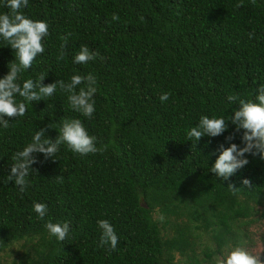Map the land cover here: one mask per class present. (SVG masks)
Returning a JSON list of instances; mask_svg holds the SVG:
<instances>
[{
  "label": "trees",
  "instance_id": "1",
  "mask_svg": "<svg viewBox=\"0 0 264 264\" xmlns=\"http://www.w3.org/2000/svg\"><path fill=\"white\" fill-rule=\"evenodd\" d=\"M6 4L0 0V14L10 12ZM21 11L45 21L49 35L18 82L91 73L98 91L91 119L58 88L0 127V264H215L236 246L264 242L248 231L264 222V160L245 154L249 163L222 180L209 168L219 145L243 147L242 131L228 121L217 137H186L201 115L227 120L237 106L229 94L254 100L264 84V0H29ZM81 46L100 55L74 63ZM14 55L0 39V78ZM63 119H80L102 151L81 156L61 145L53 158L34 153L35 172L20 193L7 181L12 155L39 129L54 140L57 129L46 126ZM34 202L47 205L43 220ZM100 219L115 229V250L100 246ZM47 221L68 222L67 238L50 236Z\"/></svg>",
  "mask_w": 264,
  "mask_h": 264
},
{
  "label": "clouds",
  "instance_id": "2",
  "mask_svg": "<svg viewBox=\"0 0 264 264\" xmlns=\"http://www.w3.org/2000/svg\"><path fill=\"white\" fill-rule=\"evenodd\" d=\"M255 3V0H252ZM29 0H7L9 13L0 14V39L6 42L14 52L15 59L8 64L9 71L0 78V127L8 129L10 120L23 117L27 112V104L33 101H41L53 96L59 90L66 94L67 102L71 110L91 119L95 112V94L98 91L96 77L89 73L86 76L72 75L70 80L57 79L53 83L44 85L42 82L47 74H41L37 80L27 79L19 83L20 74L31 68L32 62L38 55L44 53V38L49 35L48 24L45 21L33 20L26 17L21 11ZM237 4V7H240ZM113 20H118L116 14ZM69 36L71 33L68 34ZM251 38V34H250ZM57 60L64 59L68 36L62 38ZM98 51H91L87 46H81L73 57L77 64H87L95 61L99 56ZM103 59V57H101ZM169 93H163L159 99L166 102ZM17 97L21 98L17 101ZM227 101L237 106L226 120L224 117H209L201 115L197 125L186 131L187 141H199L202 137H217L228 129V121L235 126V132L242 131L241 142L243 147L236 143H230L228 147L219 145V155L209 168V171L222 180H227L237 170L249 163L245 154L258 156L264 160V84H260L255 93V99H244L238 95L229 94ZM27 102V103H26ZM47 128H55L57 137L53 140L47 136L46 128L37 130L32 136L31 143L22 150L16 151L11 159L8 182H14L19 192L23 193L29 186L27 177L30 172H35L31 165L37 163L34 153H42L45 159L53 158L60 150L61 145L81 156L95 154L102 149L96 146L94 136H90L80 119H63L59 127L57 124H49ZM235 138L230 134L225 139L230 142ZM243 185L251 187V181L244 179ZM233 191L237 190L233 185L228 186ZM33 211L38 218L43 220L48 212L44 203H33ZM50 236L59 241H64L70 231L68 222L53 223L47 221L44 224ZM97 227L101 232L100 246H109L111 250L117 248L119 239L113 225L106 219L97 220ZM215 264H264L261 254H252L242 246H236L225 252L215 260Z\"/></svg>",
  "mask_w": 264,
  "mask_h": 264
},
{
  "label": "rangeland",
  "instance_id": "3",
  "mask_svg": "<svg viewBox=\"0 0 264 264\" xmlns=\"http://www.w3.org/2000/svg\"><path fill=\"white\" fill-rule=\"evenodd\" d=\"M261 222H262V223L257 224V226H256V225H255V226H251V227L248 229V231H249V230H250V231H251V230H252V231L257 230V231H258V234H261V237H262V235L264 234V222H263V221H261ZM256 236H257V235H252V238H250L251 241H252V243L255 241ZM263 240H264V236H263ZM262 245H263V246H262ZM263 247H264V242H262V244L257 243V244L255 245V247H253V246H249V247L246 248V250L250 251L252 254H260V252H262V250H263Z\"/></svg>",
  "mask_w": 264,
  "mask_h": 264
}]
</instances>
